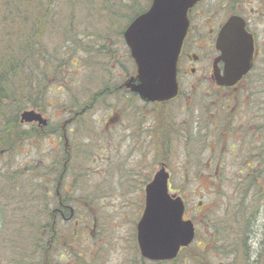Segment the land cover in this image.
Segmentation results:
<instances>
[{
    "label": "rangeland",
    "instance_id": "1",
    "mask_svg": "<svg viewBox=\"0 0 264 264\" xmlns=\"http://www.w3.org/2000/svg\"><path fill=\"white\" fill-rule=\"evenodd\" d=\"M13 1L27 14L39 11L35 0ZM244 1L248 12L259 13L257 1ZM5 2L11 0H0L1 52L26 28L15 13L4 10ZM64 2L52 7L51 19L44 23L47 29L36 30L41 35L36 38L34 32L32 38L39 46L34 52L38 49L49 60L39 67V58L34 57L31 65L32 78H39L36 85L43 91L42 106L22 110L41 112L48 126L36 134L35 123L22 124L21 132L28 138L0 153V264H46L47 255L48 260L64 264H140L136 223L144 207L146 177L161 168L160 161L168 163L169 192L186 201L185 215L194 221L197 234L181 256L147 264H264V193L260 191L264 186L260 181L254 194L242 165L221 160L205 165L209 154L202 130H193L196 142H187L183 130L182 135L174 134L177 139L160 142L156 149L149 131L134 127L125 130L117 156L111 149L110 130L104 124L110 108L143 109L134 99L110 90L135 74L122 31L129 19L148 8L150 0H125L124 6L121 0H75L71 8ZM206 4L224 16L222 2ZM32 25L36 27L35 20ZM260 74L264 77V70ZM248 89L243 99L252 101L249 110L260 112L264 133V83ZM100 91L92 106L80 113ZM172 111L182 114L177 106ZM63 126L74 148L69 162L61 138ZM216 152L220 158V149ZM189 153L195 159L187 161ZM223 161L236 162L227 154ZM262 168L259 165L260 172ZM59 202L72 211L65 210L62 217L56 211ZM38 218L52 231L45 256L34 231Z\"/></svg>",
    "mask_w": 264,
    "mask_h": 264
},
{
    "label": "flooded vegetation",
    "instance_id": "2",
    "mask_svg": "<svg viewBox=\"0 0 264 264\" xmlns=\"http://www.w3.org/2000/svg\"><path fill=\"white\" fill-rule=\"evenodd\" d=\"M207 1L211 0H199L187 9L188 24L176 60L177 94L174 98L160 102H147L140 99L136 93L131 92L124 85L133 75L126 76L120 85L110 90L111 93L121 92L124 98L129 97L130 101L134 99L143 107L137 112L126 109V106L124 110L110 108L104 120V124L110 130V146L116 151L115 156H117L118 142L126 138L125 130L130 132L129 130L134 127L149 131L156 149L160 142L170 143L171 140L177 139V133L182 135L183 130L186 132L187 142H196L192 132L198 129L204 132V144L208 146L206 149L209 157L205 159V165L213 166L218 164L219 160L228 165H242L249 172L247 178L253 172V179L257 181L259 165H264V133L260 132V112L255 109L249 110L254 105L250 99L243 98H246L245 93L249 92L250 85L264 83L263 74H260V69L264 70V0H255L258 3L259 12L255 14L248 12L249 8L246 6L249 4L244 0H215L222 2L221 8L224 11L222 17L216 13L218 10H212L211 6L206 4ZM233 17L241 19L245 32L252 38L253 51L247 71L233 84L226 85L218 82V77L228 74L226 68L228 62L220 58L222 54L217 48V38L223 26ZM128 54L132 61L130 53ZM101 92L94 94L90 105H86L80 113L89 109ZM178 100L180 101L175 104ZM173 106L180 109L181 116L178 112L173 113ZM72 120L73 118H70L68 122L71 123ZM118 129H121V133H118ZM69 132L72 130L70 129ZM61 138L64 140V149L68 155L65 161L69 162L70 151L74 148L67 141L65 126L62 127ZM217 149H220V158L217 155ZM224 154L231 156L236 162H224ZM189 155L190 158H187V161L191 158L195 159L194 153ZM160 165L169 172L170 181L172 172L167 168L168 163L160 161ZM61 174L64 176L63 172ZM213 175L216 174L212 173L211 176ZM146 178L148 181L151 179ZM184 203L186 206L185 200ZM59 205L56 211L61 216L65 210L70 209L65 203L59 202ZM186 210L187 208L185 212ZM185 214L183 219H188ZM196 234L195 226V236ZM183 250L184 248L179 250L177 257L181 256ZM137 252L136 255L139 253ZM76 257L83 259L81 255ZM140 257V264H147L149 260L141 255ZM47 258H49L48 255ZM61 258L64 257L61 255ZM47 262H49L47 264H64V261L57 263L48 260Z\"/></svg>",
    "mask_w": 264,
    "mask_h": 264
},
{
    "label": "water",
    "instance_id": "3",
    "mask_svg": "<svg viewBox=\"0 0 264 264\" xmlns=\"http://www.w3.org/2000/svg\"><path fill=\"white\" fill-rule=\"evenodd\" d=\"M199 0H151L150 6L125 27L123 39L136 65V75L124 85L147 102L167 101L177 94L176 60L187 27V9ZM241 19L233 17L221 29L217 48L227 60L228 74L218 77L220 84L231 85L247 71L252 60L253 43ZM21 123L47 120L40 112L24 110ZM169 174L156 171L144 188V208L136 224L140 255L164 261L177 256L180 247L194 237V225L184 220L182 198L169 193Z\"/></svg>",
    "mask_w": 264,
    "mask_h": 264
},
{
    "label": "trees",
    "instance_id": "4",
    "mask_svg": "<svg viewBox=\"0 0 264 264\" xmlns=\"http://www.w3.org/2000/svg\"><path fill=\"white\" fill-rule=\"evenodd\" d=\"M22 1L23 0H19L20 4ZM59 1H66L64 2V4L69 3L68 6L70 8L71 5L74 7L76 6L75 0H35L39 7V11L36 12L33 16L32 14L23 12L21 6L18 8L17 2L13 0H11L10 3H4V10L5 8H7L10 10V13H15L16 20H21L22 23L25 24L26 28L25 30H23V33L19 37V39L13 38V41H15L11 45H8L6 47L4 52H1L2 49H0V152L11 150L14 147L15 142L25 140L29 136L28 134L21 132L23 125L22 123H20L19 113L29 105L38 108L42 106L41 104L43 102L41 100L43 91L39 88L38 85H36L39 81V78L37 76L36 79L32 78L33 71H31V65L34 57L39 58V62L37 61L36 63V65L39 67L45 64V60H49L48 56L46 57L44 55H40L41 53H39L38 49L34 52L35 47L38 48L39 46L37 42L32 41V38L34 37V32H36V30H38V32L40 33V31L44 29L43 26H45V28L47 29V25H44V23L51 19L50 12L52 11V7H55V5L58 6ZM83 1L90 3L92 1L95 2L96 0H81V2ZM121 1L122 5L124 6L125 0ZM106 4H108L109 6V2H107ZM11 7H14L16 11L13 12L11 10ZM68 11L69 10L67 9L65 10L66 13ZM136 15L137 14H135V16ZM34 20L37 23L36 27H33L32 25ZM40 35L41 34H37L36 32L35 36L36 38H39ZM27 69L29 70V72ZM31 93L33 96L34 93H36V98L31 97ZM39 129H35L33 132L35 133L36 131V134H40L41 131L45 128H41L40 130ZM260 166L264 165L261 164ZM252 174L249 177V189L254 194H256L260 181L262 183V186H264V168H262L261 172L259 170L257 181L253 179ZM260 191H263L264 193L263 188H261ZM53 199L55 198H52V200ZM56 205L59 207V204L56 203ZM47 228L48 227L44 223L41 224L38 218L34 231L38 233V236L36 238L38 239L37 242L40 241L43 245L40 248L42 249L41 251H43L41 254H43L44 256L50 251L49 239L52 233V231ZM46 260L48 261V258H46ZM47 261L44 262L47 264Z\"/></svg>",
    "mask_w": 264,
    "mask_h": 264
},
{
    "label": "bare ground",
    "instance_id": "5",
    "mask_svg": "<svg viewBox=\"0 0 264 264\" xmlns=\"http://www.w3.org/2000/svg\"><path fill=\"white\" fill-rule=\"evenodd\" d=\"M2 152V151H1ZM66 204V203H65ZM59 207H60V205H59Z\"/></svg>",
    "mask_w": 264,
    "mask_h": 264
}]
</instances>
